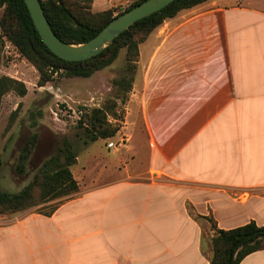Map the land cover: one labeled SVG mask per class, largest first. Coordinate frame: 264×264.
Here are the masks:
<instances>
[{"label": "crops", "instance_id": "crops-1", "mask_svg": "<svg viewBox=\"0 0 264 264\" xmlns=\"http://www.w3.org/2000/svg\"><path fill=\"white\" fill-rule=\"evenodd\" d=\"M129 98L127 146L102 140L52 212L0 219V264H211L218 230L264 225V0L166 20Z\"/></svg>", "mask_w": 264, "mask_h": 264}, {"label": "trees", "instance_id": "trees-1", "mask_svg": "<svg viewBox=\"0 0 264 264\" xmlns=\"http://www.w3.org/2000/svg\"><path fill=\"white\" fill-rule=\"evenodd\" d=\"M40 0L45 14L55 34L64 42L79 45L93 39L115 17L131 10L146 0H139L124 12L115 15L113 10L94 13L84 1ZM209 0H175L163 10L131 25L121 35L111 41L99 55L82 62H69L56 56L41 39L24 0H0V10L5 9L0 21L2 37H6L38 69L40 86H45L52 76L64 70L69 77L91 78L96 72L111 66L122 49L127 50L128 69L135 65L139 57V46L166 20L174 18L185 9L198 6ZM134 75L115 79L118 88L128 93L132 90ZM15 90L20 95L27 94L25 85L9 77L0 78V107L4 95ZM84 124L89 132L86 145L98 139L107 140L116 136L119 129L112 127L106 118L105 110L92 109L84 115ZM81 121V122H82ZM37 135L25 146L19 171L25 172V162L36 148ZM71 145L60 151L56 157L44 163L34 179L18 192L0 190V215L14 214L63 195L72 194L78 189V182L70 167L76 163L77 153ZM63 157V160H62ZM3 162L0 159V168ZM213 257L211 264H241L250 254L264 250V225L251 222L230 230H218L212 240Z\"/></svg>", "mask_w": 264, "mask_h": 264}, {"label": "rangeland", "instance_id": "rangeland-1", "mask_svg": "<svg viewBox=\"0 0 264 264\" xmlns=\"http://www.w3.org/2000/svg\"><path fill=\"white\" fill-rule=\"evenodd\" d=\"M47 1V0H44ZM72 2L76 0H70ZM139 0L84 1L94 13L113 10L117 16ZM78 2L81 3L80 0ZM5 9L0 10V21ZM0 28V78L9 77L23 83L27 94L7 92L0 107V190L18 192L28 185L52 157H56L67 145L80 156V163L70 169L80 176L83 160L103 148V139L91 142L90 147L84 115L92 109H103L107 122L119 129L116 136L107 140L117 141L119 132L126 131L125 117L130 92L118 88L115 79L130 77L136 73L137 63L128 69L127 50L122 49L117 60L109 67L96 72L91 78L69 77L64 70L54 74L45 86H40L38 69L17 48L2 37ZM82 121V122H81ZM37 135V145L25 162V172L19 171L25 146ZM63 160V157H62ZM64 161V160H63ZM68 195L38 204L31 209L50 213L66 200ZM26 211V210H24ZM22 212V211H21ZM19 213V212H18ZM17 214V213H14ZM14 214H1L0 219Z\"/></svg>", "mask_w": 264, "mask_h": 264}, {"label": "water", "instance_id": "water-1", "mask_svg": "<svg viewBox=\"0 0 264 264\" xmlns=\"http://www.w3.org/2000/svg\"><path fill=\"white\" fill-rule=\"evenodd\" d=\"M24 1L41 39L51 52L69 62H82L99 55L111 41L131 25L163 10L175 0H146L115 17L93 39L79 45L68 44L55 34L40 0Z\"/></svg>", "mask_w": 264, "mask_h": 264}, {"label": "built area", "instance_id": "built-area-1", "mask_svg": "<svg viewBox=\"0 0 264 264\" xmlns=\"http://www.w3.org/2000/svg\"><path fill=\"white\" fill-rule=\"evenodd\" d=\"M107 147L109 149H119V148H125L128 144V142H130V135L125 132H119V138L117 139V141H110L107 140Z\"/></svg>", "mask_w": 264, "mask_h": 264}]
</instances>
